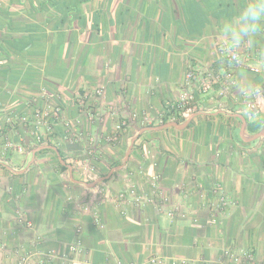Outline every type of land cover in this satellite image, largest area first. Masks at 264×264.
<instances>
[{
  "label": "crops",
  "instance_id": "crops-1",
  "mask_svg": "<svg viewBox=\"0 0 264 264\" xmlns=\"http://www.w3.org/2000/svg\"><path fill=\"white\" fill-rule=\"evenodd\" d=\"M247 0H7L0 6V112L27 113L41 92L64 112L53 142L37 143L28 128L1 125L0 244L54 251L53 264H232L223 257L254 252L264 264V113H249L240 87H264V74L234 68L237 85L225 100L231 112L200 114L186 122L142 127L138 121L115 147L104 145L99 182L114 193L134 185L149 191L157 173L174 218L152 206L98 207L100 224L84 204L94 200L70 158L86 155L71 134L108 133L132 111L157 118L178 100L189 64L232 68L220 52L223 29ZM260 63L262 32L239 50ZM103 88L104 97L96 91ZM91 109L113 104L118 117L87 125L79 100ZM206 106H214L206 102ZM4 114V115H5ZM69 123L71 134L65 125ZM24 152L4 151L3 140ZM220 186L231 204L224 214L202 209ZM19 216L31 224L23 227ZM81 227L83 252L72 245ZM71 259V261H68ZM0 264H16L12 254Z\"/></svg>",
  "mask_w": 264,
  "mask_h": 264
},
{
  "label": "built area",
  "instance_id": "built-area-1",
  "mask_svg": "<svg viewBox=\"0 0 264 264\" xmlns=\"http://www.w3.org/2000/svg\"><path fill=\"white\" fill-rule=\"evenodd\" d=\"M7 0H0L2 6ZM220 52L227 58L230 66L229 69L220 71L204 70L189 64L185 79L182 83L181 94L178 100L171 103L157 118H153L148 114H139L132 111L129 117L118 118L117 122L108 133L101 136L93 134H71L69 123L65 125L67 134H71V138L75 141H84L86 143V155L82 158H70L69 164L74 166L79 174L81 181L85 185L96 184L92 189L94 200L84 204V210L93 214L97 223L100 224L98 207L101 204H112L123 208L133 204L137 207L152 206L158 212L174 218L181 209L179 207H169L170 199L160 188V176L155 173L147 180L149 191L147 193H139L134 185H130L125 190L114 193L109 185L99 182L100 174L98 162L103 156V146L108 145L115 147L119 145L123 137L131 128V122L138 121L142 127H149L154 124L163 125L166 122H186L200 114H208L210 112H231L227 107L225 100L232 94V89L237 85V76L234 68L247 67L253 74H264V63H259L257 66L251 65V56L242 54L238 50L240 62L237 63L232 59V52L229 51V46L221 45ZM264 59V51L260 54ZM96 96L99 99L104 97V89L96 91ZM60 99L53 98L44 92H41L37 97L32 98L27 105V113H7L0 112V138L4 136V126H17L20 128H28L30 134L34 137L37 143L53 142L56 138V128L62 122L63 108L59 104ZM242 104L249 113L259 114L264 113L258 108H255V100H249L246 95L242 96ZM206 102L213 103L214 106H206ZM80 113L83 115V121L87 125L94 126L103 124L106 120V114L116 119L118 110L113 104H106L105 107L100 106L94 110L87 106L86 99L79 100ZM5 114V115H4ZM4 151H16L23 153V147L5 138L3 140ZM212 198H205L202 203V209L212 216L210 223L217 222L216 216L224 214L229 208L231 201L225 191L216 186L212 190ZM18 223L23 227H31L29 222H26L22 216H19ZM77 240L72 245V252L77 255L83 252V241L81 238L82 229L78 227L76 230ZM12 254L16 257V264H53L58 258L54 251H38L36 249L21 245L14 250H10L5 245L0 244L1 256ZM223 257L229 259L232 264H254L256 261L254 252L251 250L245 251L243 254H235L229 249L225 250ZM71 261V259H68ZM117 264H124L118 262ZM142 264H163L159 258H151Z\"/></svg>",
  "mask_w": 264,
  "mask_h": 264
},
{
  "label": "clouds",
  "instance_id": "clouds-1",
  "mask_svg": "<svg viewBox=\"0 0 264 264\" xmlns=\"http://www.w3.org/2000/svg\"><path fill=\"white\" fill-rule=\"evenodd\" d=\"M262 24H264V0H247L244 7L234 16L232 23L223 29L229 51L232 52V59L237 63L240 62L238 50L262 32ZM260 62L264 63V59ZM238 87L249 100H255V108L264 111V87L250 83Z\"/></svg>",
  "mask_w": 264,
  "mask_h": 264
},
{
  "label": "water",
  "instance_id": "water-1",
  "mask_svg": "<svg viewBox=\"0 0 264 264\" xmlns=\"http://www.w3.org/2000/svg\"><path fill=\"white\" fill-rule=\"evenodd\" d=\"M95 185H96V184H92V185H90L89 187H90V188H93Z\"/></svg>",
  "mask_w": 264,
  "mask_h": 264
}]
</instances>
